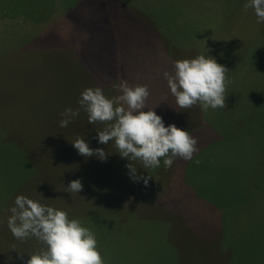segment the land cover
I'll return each instance as SVG.
<instances>
[{
  "label": "rangeland",
  "instance_id": "rangeland-1",
  "mask_svg": "<svg viewBox=\"0 0 264 264\" xmlns=\"http://www.w3.org/2000/svg\"><path fill=\"white\" fill-rule=\"evenodd\" d=\"M247 2L0 0V264L45 247L12 235L17 195L80 220L105 264H264V22ZM202 53L229 70L225 108H178L163 72ZM122 79L196 137L191 160L145 169L99 142L80 94L118 96ZM66 108L80 112L60 127ZM77 136L107 158L78 154Z\"/></svg>",
  "mask_w": 264,
  "mask_h": 264
},
{
  "label": "clouds",
  "instance_id": "clouds-1",
  "mask_svg": "<svg viewBox=\"0 0 264 264\" xmlns=\"http://www.w3.org/2000/svg\"><path fill=\"white\" fill-rule=\"evenodd\" d=\"M243 7L245 11L254 9L257 23L264 22V0H248ZM228 71L213 56L202 53L175 61L173 71H164L163 77L178 108L199 104L201 110L207 112L209 108H225V74ZM119 91L120 95L108 98L97 86L87 87L80 94L78 103L88 113V123L106 125L97 131L100 143L108 144L114 140L121 157L139 160L145 169L160 167L161 159L165 169L171 168L177 157L192 159L198 151L196 137L175 124L165 126L162 117L153 110L157 104L149 107L146 103L150 95L147 84L131 85L122 79ZM79 112L80 108L64 109L60 113V127H67ZM72 144L82 156L107 158L104 149L91 148L81 136H77ZM127 167L131 178L139 179L137 168L132 163ZM143 180L147 184L148 177ZM82 188L80 179L70 181L67 186L68 192L75 193ZM14 205L7 220L12 235L19 240L34 236L45 245L30 254L25 264H105L95 234L80 220L70 219L64 210L43 205L24 195H17Z\"/></svg>",
  "mask_w": 264,
  "mask_h": 264
},
{
  "label": "trees",
  "instance_id": "trees-1",
  "mask_svg": "<svg viewBox=\"0 0 264 264\" xmlns=\"http://www.w3.org/2000/svg\"><path fill=\"white\" fill-rule=\"evenodd\" d=\"M264 193V192H263Z\"/></svg>",
  "mask_w": 264,
  "mask_h": 264
}]
</instances>
